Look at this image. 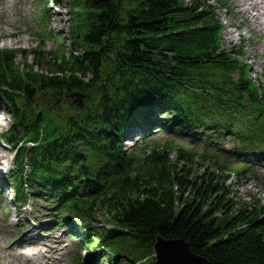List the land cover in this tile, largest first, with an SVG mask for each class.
Returning a JSON list of instances; mask_svg holds the SVG:
<instances>
[{"label":"trees","instance_id":"obj_1","mask_svg":"<svg viewBox=\"0 0 264 264\" xmlns=\"http://www.w3.org/2000/svg\"><path fill=\"white\" fill-rule=\"evenodd\" d=\"M70 1L82 11L72 15L71 34L83 45L82 57L33 51L28 65L25 52L0 49V98L13 120L3 139L33 145L20 148L19 170L11 174L19 196L26 199L36 182L59 215L83 222L85 264H106L105 258L107 264H155L158 238L184 242L209 264H264V206L238 207L225 187L229 176L220 180L210 166L193 175L186 163L192 155L177 149L171 159V143L140 157L122 147L124 134L155 108L183 126L207 125L220 109L228 123L230 105L238 111V103L258 97L242 78L238 53L223 49L216 14L201 10L198 0L189 6L183 0ZM45 39L59 45L56 37ZM46 93L81 94L85 108L48 111ZM24 160L30 168L25 181ZM205 163L202 158L198 165ZM97 211L112 226L94 233Z\"/></svg>","mask_w":264,"mask_h":264},{"label":"rangeland","instance_id":"obj_2","mask_svg":"<svg viewBox=\"0 0 264 264\" xmlns=\"http://www.w3.org/2000/svg\"><path fill=\"white\" fill-rule=\"evenodd\" d=\"M59 1L61 2V6L59 8H53L54 12L50 13V17L47 18V23L44 28L46 32L59 33L66 50H73L74 47L68 38L69 27L72 25V21L70 20L71 6L68 4V0ZM189 1L184 0L186 5L189 4ZM201 1L205 5H210L215 9L219 20L225 27L223 46L225 48H241L243 50L244 60L247 62L252 72L251 74H254L252 76L255 79V73L260 74L261 69H264V52L259 50L264 45V34H253L255 32L248 31V24H251L250 20L246 21L242 17L232 15L228 10L231 7L227 5V0ZM247 1H255V3L264 5V0ZM222 6L227 7L222 8ZM47 9H52L51 5H44L41 0H18L14 4L11 0H0V49L26 52V63L31 65L32 58L29 54L37 50L40 45V41L36 37L39 29V18ZM52 47L53 45L49 42L45 43V47L43 46L45 50H49ZM23 60L24 56L22 55L16 61V65L21 66L24 62ZM6 108L7 106L0 101V137L8 131L11 125V118L7 115ZM57 109L61 115H67L71 112L69 106H58ZM149 138L150 140L148 141L158 142L159 139H165L166 137L164 134L157 133ZM131 140L130 138L128 142L124 143L128 152L135 148ZM184 141L187 144L189 143L185 139ZM178 142L180 141H175V143ZM224 146L228 148L230 145L224 144ZM220 155L227 157L226 154ZM11 158V150L0 140V179L5 178L9 170H11ZM176 158L177 155L172 154V159L175 160ZM190 161L184 162L192 165L187 167L191 168L193 175L201 174L203 170L210 166L216 173L215 176L220 177V180H224V177L229 176V178L225 179L228 181L225 187L231 193V199L238 207L264 206V181L259 179L255 172L247 175V179L244 182V179L236 174L222 171L221 168L216 169L212 165L213 163L198 165L201 160L197 157L191 158ZM35 187L33 190L34 193L39 192L37 186ZM0 191L2 193L0 194L4 196V203H0V264H2V257L17 258L25 264H70L68 254L71 251V246L67 243L68 239L66 236L63 238L62 233H56L57 231L52 234H46V236H38L41 232H44L49 221L45 209L48 204L35 196H31L28 200H38L29 201L24 209L19 210L11 202L13 197L12 190L10 191L9 185L3 184L2 180L0 181ZM95 216L93 225V228H95L94 233L102 228V226H106V222H108L106 220L107 216L102 211H97ZM22 227H25L27 230L25 232L27 236L32 234L28 236L31 242L26 246L22 245L24 243L22 242L23 236H21ZM78 254L82 258L86 255L80 248H78ZM151 259V257H147L142 261L146 262ZM21 262L17 264H21ZM104 262L107 264L106 258Z\"/></svg>","mask_w":264,"mask_h":264},{"label":"water","instance_id":"obj_3","mask_svg":"<svg viewBox=\"0 0 264 264\" xmlns=\"http://www.w3.org/2000/svg\"><path fill=\"white\" fill-rule=\"evenodd\" d=\"M81 100L80 96H77L74 101L79 108H82ZM153 250L156 264H209L204 258L191 254L182 241H165L158 238Z\"/></svg>","mask_w":264,"mask_h":264},{"label":"bare ground","instance_id":"obj_4","mask_svg":"<svg viewBox=\"0 0 264 264\" xmlns=\"http://www.w3.org/2000/svg\"><path fill=\"white\" fill-rule=\"evenodd\" d=\"M261 10L264 11V7H262ZM241 14H242L243 16L249 18L248 14H247L246 12H241ZM260 17H261V14H259L258 17H253V20H254V23H253V24H255L256 21H259V20H260ZM260 25H262V23H261Z\"/></svg>","mask_w":264,"mask_h":264}]
</instances>
